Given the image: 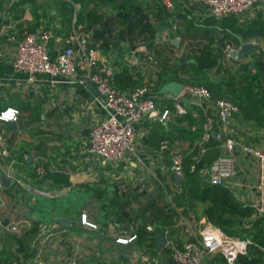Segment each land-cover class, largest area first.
Masks as SVG:
<instances>
[{
	"label": "crops",
	"instance_id": "0c3cea01",
	"mask_svg": "<svg viewBox=\"0 0 264 264\" xmlns=\"http://www.w3.org/2000/svg\"><path fill=\"white\" fill-rule=\"evenodd\" d=\"M125 1L0 0V111L9 107L20 111L16 121H0V131L15 160L12 168L9 158L0 162V174L12 179L7 186L0 179V264H11L19 257L31 264H135L144 252L159 256L162 261L164 254L170 257L163 250L166 245L154 254L149 250L150 241L136 237L132 242L119 243L116 239L132 236L143 229L148 231L151 225L154 229L149 233L157 227L163 228L161 233L166 242L176 238L183 243L193 232L189 225L197 219L194 210L185 201L176 200L182 179L176 181L169 169L168 153L160 150L165 134L178 141L186 155L197 147L198 141L192 145L184 133L179 134L176 117L161 123L165 134L157 131L160 122L144 119L138 126L139 133L144 136L137 140V153H128L120 163L104 165L87 146L90 126L105 115L91 89L55 82L48 73H38L30 80L29 74L13 67L16 45L9 40V35L52 29L53 37L49 42L52 58L55 59L66 46H72L78 60L81 53L78 41L86 40L89 47L99 49L100 65L117 73L120 65L116 62L121 60V54L114 45L107 50L103 48L94 31L116 22ZM135 1L151 2L155 7L152 10L160 9L168 15L166 25L159 24L151 15V22L157 25L154 37L150 33L143 34L134 47L120 42L124 48V65L152 88L168 63L173 65L207 45L222 53V40L226 37L235 39L239 45L253 37H262H243L224 28L221 22L234 17L239 25L245 26L260 12L264 14V1L243 14L223 18L207 15L192 0H171V9L156 0ZM184 17L206 30L189 32L190 25ZM176 38L180 39L179 45L172 43ZM194 41L201 45L195 48ZM257 50L255 47L242 58L247 62L251 54L262 56ZM220 62L226 68L222 60ZM179 74L188 78L184 68H180ZM163 97L159 96L158 102L169 106L171 101ZM237 116L229 122L230 129L224 135L240 143L233 153L237 173L225 187L246 206L258 182L259 170L255 157L241 147L248 144L247 141L253 145L250 140L253 135L251 132L247 133V138L243 135L249 126L238 121ZM12 123L15 125L10 127ZM221 145L220 153L227 154ZM255 147L264 148V141ZM29 154L33 155L31 162ZM41 167L45 172L36 180L32 174L38 173ZM49 173L64 175L69 183L60 179L54 181L46 176ZM157 185L164 190L162 193L156 190L154 196L152 190ZM159 205L171 214V223L163 226L159 222L156 211ZM83 213L98 227L83 224ZM58 217H66L70 224L58 222ZM6 219L7 224L4 223ZM15 225L16 230L13 229ZM46 227L52 234L47 240L44 239ZM22 243L35 255L27 257L21 250Z\"/></svg>",
	"mask_w": 264,
	"mask_h": 264
},
{
	"label": "built area",
	"instance_id": "2783aa9c",
	"mask_svg": "<svg viewBox=\"0 0 264 264\" xmlns=\"http://www.w3.org/2000/svg\"><path fill=\"white\" fill-rule=\"evenodd\" d=\"M164 4L168 9L173 7L171 0H156ZM195 6L204 10L207 15L223 18L230 15H240L256 4L264 0H192ZM176 27H174L175 29ZM230 32V31H229ZM53 37L52 29L41 31H25L21 36L9 35V40L16 45V55L13 60V67L18 72L29 74L33 80L38 73H48L55 82L67 85L87 86L88 82L94 83L99 94L95 101L103 109L105 115L102 119L94 122L89 128L88 150L97 154L104 165L117 164L122 162L128 153H137L139 136L138 126L144 119L169 122L172 117L187 115L191 113L196 121H201L203 134L198 141L199 149L196 161L208 150L207 144L211 139L222 143L227 151L216 157L208 167L200 169L199 173L212 184L226 185V182L233 178L236 173V160L233 155L237 145L240 143L232 137L225 138V132L230 129L229 122L240 112V107L232 99L227 97H214L208 87L202 84L184 83V87L178 96L170 93L161 94L156 92L150 85L144 84L130 91L118 89L114 82V72L110 67L100 65L99 49L89 47L86 40L78 41L80 53L76 59V51L72 46H66L58 56L52 58L49 51V42ZM222 62L226 68L233 65H241L246 61L242 57L234 58L232 52L241 48L240 44L231 37L222 40ZM173 43V41H172ZM251 43L253 50L257 51L264 58V38L253 37L244 41ZM174 44V43H173ZM248 61V59H247ZM159 96L171 101L173 107L158 102ZM16 109L17 115L14 120L0 119L2 122L16 121L20 111L17 108L9 107L0 111L3 115L8 109ZM242 145V144H241ZM245 152L252 154L258 162L259 177L255 188L252 190L249 203L246 206L253 209V212L246 220L249 221L248 228L255 231V224L264 219V148H258L251 144L241 146ZM160 150L166 151L170 158L169 169L175 176L181 175L184 178V161L186 151L178 141L165 137L160 143ZM9 158L12 168L15 160L11 157L8 144L3 133L0 131V162ZM195 169V165L191 170ZM44 168H39V175H43ZM180 187L178 193H182ZM81 222L88 227L97 228L98 225L88 219L86 213L81 215ZM137 228L140 225H135ZM193 232L190 237L180 243L176 238L167 240L166 246L174 264H241L240 258L246 257L248 261L257 257L261 252L264 260V245L252 237H239L228 234L222 227L211 222L206 216L190 223ZM191 227V228H192ZM264 230V221H263ZM17 229V225L13 226ZM148 231L154 227L148 226ZM45 240L51 234L50 228H45ZM137 234L129 237H118L119 243H129L136 239ZM254 248L256 250L251 251ZM159 256L150 252H144L135 264H161ZM11 264H31L25 258L19 257Z\"/></svg>",
	"mask_w": 264,
	"mask_h": 264
},
{
	"label": "trees",
	"instance_id": "16d2710c",
	"mask_svg": "<svg viewBox=\"0 0 264 264\" xmlns=\"http://www.w3.org/2000/svg\"><path fill=\"white\" fill-rule=\"evenodd\" d=\"M155 8L151 2L141 3L135 0H126L119 9L117 21L107 23L102 28L94 31V36L101 40V46L106 50L114 45L115 49L121 54V60L116 64L120 65V70L114 74V84L122 91H130L138 86L144 85L142 79L135 76L132 69L124 65L123 49L120 46L121 41L128 42L132 47L139 38L146 33H150L153 37L157 31V25L151 22V15L155 16L159 24L166 25L168 15L163 10L154 11ZM152 13V14H151ZM186 20L187 17H184ZM189 22V32L196 31L201 33L204 29L202 26L196 25L192 20ZM224 28H230L234 32L240 33L243 37L262 36L264 37V14L260 12L254 20L245 26L238 24L234 17L224 18L221 22ZM91 25H88L90 27ZM214 37H211L213 41ZM222 53L216 51L211 45H207L198 52L188 55L183 60L176 61L173 65L169 63L164 67V71L158 75V81L154 85V90L158 92L160 88L171 81H180L193 84H202L210 89L214 97H227L232 99L240 107V116L243 120L255 121L259 125L264 126V58L260 55L251 54V59L242 63L237 68H224L221 65ZM184 68L187 71V79L180 76L179 70ZM215 72L212 75V72ZM173 107L172 103L169 104ZM198 122V124H197ZM194 124H197L193 128ZM177 131L179 134L184 133L185 139L191 141L194 145L195 141H200L203 134V125L201 121H196L191 113L176 117ZM157 131L165 134L164 126L160 123ZM176 135V134H175ZM168 137L166 134L164 136ZM220 141L211 139L207 144L208 150L196 161L195 157L199 152L197 147L186 155L184 161V178L180 182L183 194H177L176 200H183L191 207L196 202L206 204L203 214L214 224L222 227L228 234L239 237H252L254 240L264 245V230L262 227L263 220H259L255 224V231L239 230L238 225L240 219L248 217L252 214L253 209L244 206L236 199L233 192L223 186L212 184L202 176L199 171L208 167L211 162L218 157L220 153ZM195 165V169L191 170ZM34 179L39 178V173L32 174ZM54 181L62 180L63 183H69L64 175L57 173H49ZM61 177H64L62 179ZM156 211L159 213V222L164 226L171 223V214L166 211L164 206H157ZM38 224V223H37ZM163 232V228L157 227L153 233H149L145 229L137 233L138 239L150 241L149 250L156 254L159 249L155 245V235ZM22 251L26 252V256H33L35 252H29L28 248H24L21 244ZM168 252V249H163ZM254 248L251 249L253 252ZM256 252V250H255ZM170 258V257H169ZM171 264H174L170 258ZM241 264H264L263 254L258 253L250 261L246 257L240 258ZM116 264V263H111Z\"/></svg>",
	"mask_w": 264,
	"mask_h": 264
},
{
	"label": "water",
	"instance_id": "95a60500",
	"mask_svg": "<svg viewBox=\"0 0 264 264\" xmlns=\"http://www.w3.org/2000/svg\"><path fill=\"white\" fill-rule=\"evenodd\" d=\"M8 1V0H7ZM179 42H180V39L179 38H176L173 40V43L175 45H179ZM253 50V46L251 43H245L241 48L239 49H236L232 52V56L234 58H237V57H244L246 55L249 54L250 51ZM87 87L89 89H91V91L97 96L99 94V91L96 89L95 85L93 82L89 81L88 84H87ZM184 87V83L183 82H180V81H171V82H168L166 83L165 85H163L160 90H159V93L161 94H165V93H170L172 94L173 96H178L182 89ZM15 124L12 123L10 125V127H13ZM32 157L33 155L32 154H29V157H28V160L31 162L32 161ZM176 181L177 182H180V180L182 179V176L181 175H175L174 176ZM0 179H1V182L3 183L4 186H7L10 182H11V178L7 177L4 173H1L0 174ZM56 220L60 223H63V224H70V221L66 218V217H58L56 218ZM8 222V219L5 220V224H7ZM166 245V238H165V235L163 233H158L156 235V247L158 249H162L164 248Z\"/></svg>",
	"mask_w": 264,
	"mask_h": 264
},
{
	"label": "rangeland",
	"instance_id": "374dc122",
	"mask_svg": "<svg viewBox=\"0 0 264 264\" xmlns=\"http://www.w3.org/2000/svg\"><path fill=\"white\" fill-rule=\"evenodd\" d=\"M110 23V22H109ZM201 45V42H198V41H194L193 42V46L196 48V47H199ZM172 52V51H171ZM175 57V56H174ZM177 58V57H175ZM215 72L213 71L212 72V75H214ZM238 115V116H237ZM236 116V118L238 119V121H240L241 123L245 124L246 127L247 125L249 126L248 130H246L243 135L247 138V133L248 132H251V135H253V137L250 139L252 144L255 145V146H259V143L263 142L264 141V126H261L259 125L257 122L255 121H247V120H243L242 117L240 116V114L238 113ZM198 124V122H197ZM197 124H194L193 128H195V126ZM244 139L245 141H247V139ZM164 139V137H163ZM247 143L249 144L250 141H247ZM154 190H152V195L154 193H156V190H159L160 193L163 192L164 188H162L161 186L159 187L158 185L155 186L153 188ZM156 194H154L155 196ZM238 200V199H237ZM242 203V202H241ZM207 206L206 204H203V203H200V202H196V205H193V207L190 206L191 209L194 210V213L196 214V218L199 219L200 217H203L205 216V214H203V209L204 207ZM207 217V216H206ZM247 217H243L240 219V222H239V225H238V229L239 230H249V228L247 227L248 226V223L249 221L246 220ZM264 221V219H263ZM263 226V224H262ZM116 246V245H114ZM117 251V250H115ZM258 256V254L256 255ZM161 264H171L170 262V258L168 257L167 254H164V256L162 257V261H161Z\"/></svg>",
	"mask_w": 264,
	"mask_h": 264
},
{
	"label": "clouds",
	"instance_id": "9594fccd",
	"mask_svg": "<svg viewBox=\"0 0 264 264\" xmlns=\"http://www.w3.org/2000/svg\"><path fill=\"white\" fill-rule=\"evenodd\" d=\"M16 109H8L3 115H0V119H5V120H14L17 115Z\"/></svg>",
	"mask_w": 264,
	"mask_h": 264
}]
</instances>
